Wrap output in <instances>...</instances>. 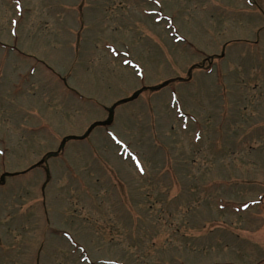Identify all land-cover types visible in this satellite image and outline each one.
<instances>
[{
  "label": "rangeland",
  "instance_id": "374dc122",
  "mask_svg": "<svg viewBox=\"0 0 264 264\" xmlns=\"http://www.w3.org/2000/svg\"><path fill=\"white\" fill-rule=\"evenodd\" d=\"M0 264H264V0H0Z\"/></svg>",
  "mask_w": 264,
  "mask_h": 264
},
{
  "label": "snow or ice",
  "instance_id": "6c2138e0",
  "mask_svg": "<svg viewBox=\"0 0 264 264\" xmlns=\"http://www.w3.org/2000/svg\"><path fill=\"white\" fill-rule=\"evenodd\" d=\"M141 171H143V169L141 168Z\"/></svg>",
  "mask_w": 264,
  "mask_h": 264
}]
</instances>
